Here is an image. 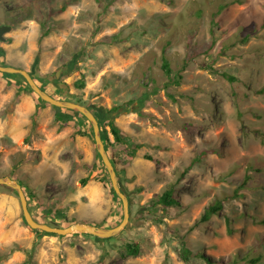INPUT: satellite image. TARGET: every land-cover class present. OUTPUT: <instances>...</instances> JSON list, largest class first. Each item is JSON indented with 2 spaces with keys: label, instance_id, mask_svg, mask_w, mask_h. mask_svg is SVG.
<instances>
[{
  "label": "rangeland",
  "instance_id": "rangeland-1",
  "mask_svg": "<svg viewBox=\"0 0 264 264\" xmlns=\"http://www.w3.org/2000/svg\"><path fill=\"white\" fill-rule=\"evenodd\" d=\"M0 25L11 27L2 63L99 117L120 109L125 141L108 120L99 127L130 214L110 239L46 234L0 188V264H264V0H0ZM43 103L0 74V176L20 182L37 220L114 227L122 204L93 138L77 132L84 121L61 125L64 112ZM170 186L178 204L166 208Z\"/></svg>",
  "mask_w": 264,
  "mask_h": 264
},
{
  "label": "water",
  "instance_id": "water-1",
  "mask_svg": "<svg viewBox=\"0 0 264 264\" xmlns=\"http://www.w3.org/2000/svg\"><path fill=\"white\" fill-rule=\"evenodd\" d=\"M11 31V27L8 25H0V42L5 41L4 35ZM70 66L62 67L55 73V79L59 78L62 75H66L70 71ZM0 73L1 74H9V75H20L23 77L25 82L27 83L29 89L44 103L58 108L62 110H70L73 112H77L84 116L88 123L90 124L93 132V140L96 148V152L101 159V162L107 171L110 185L117 196V198L121 201L122 204V220L121 222L111 228H101L92 224L85 223H74L67 227H55L47 224L38 223L32 217L29 208L26 196L21 185L18 181L13 180L7 177H0V186H5L12 189L18 196L22 215L27 226L32 230H37L46 234H53L57 236H69L72 234H84L92 236L96 239H110L120 235L129 224V200L126 194L123 192L120 182L118 180V176L116 174L114 165L112 164L106 150L105 146L102 142L101 131L98 123L97 117L85 106L80 105L78 103L69 101V100H61L56 99L50 96L47 92H45L33 79V77L23 69H17L11 66H1L0 65Z\"/></svg>",
  "mask_w": 264,
  "mask_h": 264
},
{
  "label": "trees",
  "instance_id": "trees-1",
  "mask_svg": "<svg viewBox=\"0 0 264 264\" xmlns=\"http://www.w3.org/2000/svg\"><path fill=\"white\" fill-rule=\"evenodd\" d=\"M46 32H44L42 36H45V34H47ZM3 53H4L3 50L0 48V65L1 66H7L4 63H2V57H3L2 54ZM72 65H73V63H70L68 66H70L72 68L73 67ZM161 68L163 69L164 74L169 78V80L174 81V84L175 85H178L179 84L178 80H179L180 77H177L178 79H173L174 76L172 75V71H171V69H170V67L168 65V62L165 59H162ZM26 71L33 77V74H32L31 71H28V70H26ZM1 76L4 77V78H7V79H12V80L14 79L17 83H21L22 82L29 89L27 83L25 82V80L23 79V77H21L20 75L1 74ZM230 80H232V79L230 78ZM52 82H57V80L54 79ZM29 91L35 96L37 102H41V100L30 89H29ZM259 92L260 93H263L264 92V86L260 89ZM63 99H65V98H63ZM75 103H78L80 105H83L80 102H75ZM43 104H46V103H43ZM87 108L97 117L99 124H100V122L102 120H108V122H109L108 127L110 129L111 134L115 138V142L116 143H118V142L121 143V142L125 141L124 138H123V135L120 132V130L112 122L113 121V117L115 118V116L117 117L119 114H121L119 112L120 111L119 108L113 109L112 111H109L108 114H106L103 117H99L96 113L93 112V110L91 108H89V107H87ZM54 109L57 112H60V113L64 112V113H62L63 114V117H56L57 122H59L61 125H68V123H71L75 119L79 118L82 121H84L85 125H82V126H80L78 128V131H77L78 134L79 135H82V136H90V137L93 138L92 128H91L90 124L88 123L87 119L84 116H82L81 114H79L77 112H73V111H70V110H62V109H58V108H55V107H54ZM107 136H108V133H106V131H104L103 132V135H102V142H103V144H105V150H106V152L108 151V156H109L112 164L115 165L114 162H113V160H112L111 152H109V150L107 149V146L110 149L112 148V144L111 145L109 144V139H108ZM263 145H264V142H263ZM206 154L207 153H204L203 152L201 154V157L202 156H205ZM98 158L101 161V159H100L99 156H98ZM198 160H200V157L198 158ZM102 172H103V174L101 176V182L104 183V185H106L109 188V192H110L111 196L113 198H115L116 200H119L117 198V196L115 195V193H114V191H113V189H112V187L110 185V180H109L107 171L105 170L103 164H102ZM0 177H6V176H3L2 175ZM247 179H248V176L245 177L244 182H246ZM82 182L84 183V181H82ZM18 183L20 184V182H18ZM0 188H4V189H6V190H8L10 192H13V190L10 189V188H8V187L0 186ZM157 203L162 204L166 208L171 207V206H177L178 203L174 199L173 187L172 186L168 187L164 191V193L161 196H159V199L157 200ZM222 206L223 205H222V202L221 201H216V202L212 203L204 211V213L202 214V216L200 218V222H204L205 223V222L209 221L212 216L218 215L219 212L222 210ZM28 208H29V205H28ZM121 215H118V216L120 217ZM32 217L34 218V216H32ZM64 218H65V216L64 215H61V213H56L54 215L53 219L51 220L52 221L51 223L42 222V220H37L36 218H34V219L38 223L47 224V225H51V226H55V227H62L61 226L62 224L59 225V222L62 223L64 221ZM71 224H74V222H71ZM118 224L119 223H115L114 227L117 226ZM259 224L264 227V218L259 221ZM101 227H110V226H108V225L107 226L106 225H102ZM228 233L229 234H232V231L231 230H228ZM129 253L132 254V255H137L138 254V247L136 245L129 246ZM181 253H182V259L184 261H188V258H189L188 256L191 254L190 251H188L186 249H182V252ZM257 263H258V259H254V260H251L250 261V264H257Z\"/></svg>",
  "mask_w": 264,
  "mask_h": 264
},
{
  "label": "crops",
  "instance_id": "crops-1",
  "mask_svg": "<svg viewBox=\"0 0 264 264\" xmlns=\"http://www.w3.org/2000/svg\"><path fill=\"white\" fill-rule=\"evenodd\" d=\"M78 223H85V224H90V223H87V222H78Z\"/></svg>",
  "mask_w": 264,
  "mask_h": 264
}]
</instances>
